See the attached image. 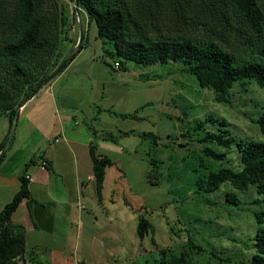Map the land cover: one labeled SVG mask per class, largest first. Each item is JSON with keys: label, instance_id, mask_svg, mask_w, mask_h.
I'll return each instance as SVG.
<instances>
[{"label": "rangeland", "instance_id": "obj_1", "mask_svg": "<svg viewBox=\"0 0 264 264\" xmlns=\"http://www.w3.org/2000/svg\"><path fill=\"white\" fill-rule=\"evenodd\" d=\"M62 2L70 18L69 40L59 58L70 57L80 42L88 41V47L47 86L70 85L75 106L83 101L75 118L79 123L83 117L82 122L72 130L77 137L70 134L66 140L60 130H53L62 116L47 101L44 122L32 109L36 100L23 113L31 111L33 120L19 115L12 133L8 115L0 118V146L5 157L8 152V162L0 168V212L20 189L21 177H33L36 201L30 208L22 200L14 215L27 231L25 264H172L181 254L190 264L250 260L259 227L255 212L264 207L253 202L259 196L254 186L239 191L224 183L212 193L200 188L197 179L207 171L199 167V159L210 169H240L242 164L236 146L199 142L204 131L197 123L211 117L214 122H206L205 130L218 131L219 120L225 119L237 139H264L254 121L264 112V88L238 83L230 91V102L219 103L180 62L127 61V70H122L76 0ZM144 104L139 112L143 120L107 111L133 113ZM129 130L134 132L121 137V131ZM144 131L154 132L156 142L138 135ZM81 136H89L98 153L114 162L108 166L101 199L89 143L79 140ZM206 147L225 152V159H210ZM45 154L54 159L57 172ZM140 216L152 226L143 239L137 233Z\"/></svg>", "mask_w": 264, "mask_h": 264}, {"label": "trees", "instance_id": "obj_2", "mask_svg": "<svg viewBox=\"0 0 264 264\" xmlns=\"http://www.w3.org/2000/svg\"><path fill=\"white\" fill-rule=\"evenodd\" d=\"M79 6L89 25L96 23L98 37L110 45L111 54L118 57L115 65L118 63L122 70H127V61L180 62L200 87L214 92L219 103L230 102V91L238 83L264 88V0H79ZM69 20L62 0H0V118L8 115L10 133L19 108L47 85L45 80L67 57L60 59L59 55L64 41L69 40ZM86 47L88 41L80 42L69 63ZM144 106L133 113L107 111L117 117L143 120L139 112ZM97 111L99 114L102 109ZM254 121L264 137V112ZM206 122L214 120L198 121L197 128L204 131L198 141L223 148L236 146L242 167L210 169L199 159V167L207 171L197 179L200 188L212 193L224 183L239 191L254 186L259 196L253 202L264 207V139H237L225 119L219 120L218 131L205 130ZM133 132L121 131V137ZM138 135L153 142L158 139L151 131ZM111 140L118 141L114 137ZM97 148L89 143L101 199L106 168L114 162L99 154ZM3 153L0 146V164L5 159ZM205 154L212 160L226 157L225 152L210 147L205 148ZM25 198L31 208L36 200L23 175L20 189L0 212V264H25L27 231L23 224L12 221ZM229 200L237 202L233 194H229ZM255 216L259 224L254 238L256 250L250 260L238 264H264V209L256 211ZM151 227L150 221L140 216L138 236L143 239ZM171 263L190 264L184 254L173 257Z\"/></svg>", "mask_w": 264, "mask_h": 264}, {"label": "crops", "instance_id": "obj_3", "mask_svg": "<svg viewBox=\"0 0 264 264\" xmlns=\"http://www.w3.org/2000/svg\"><path fill=\"white\" fill-rule=\"evenodd\" d=\"M68 85V84H67ZM70 86V85H68ZM68 86H62L61 88H54L55 85L54 83H50L49 86H45L43 87L39 93L34 96L32 99H30L29 101H27V103L22 107V109L20 110V117L26 121L29 122V120H33V117H31L29 114L31 113V111L26 112L27 115L23 114L24 111L26 110V108L30 105L31 102L33 101H38L34 104L33 108L34 112L36 114V118H39L41 120H43L44 122V116L46 114V110L48 109V107L45 105V101L48 102V104H51L53 106V108L56 111V114L58 115L59 118H62L58 121L57 126L55 125V127L53 128V130H60V132H62L64 134L65 139L67 140V137L72 138L73 136L77 137V134H75L72 130L75 129V126H79L80 125V121L82 122V118L79 121V123H77V121H75L77 116H80V112L78 110V108L81 106V104L83 103V101H79L78 104L75 106V101L73 100V95L70 93V88ZM93 91V88L92 90ZM49 99V100H48ZM71 107V109H70ZM31 118V119H28ZM58 118V119H59ZM87 123V121H85ZM88 127V125H86ZM79 129V128H76ZM52 130V129H51ZM102 133V131H98L95 130V135H99ZM70 134H72L73 136H71ZM68 138V139H69ZM79 140H83L85 142L91 143L93 141H91V138L89 136H84V137H78ZM88 138V139H87ZM57 140V139H56ZM83 141L81 143H83ZM119 142V141H118ZM14 142L11 144V147L13 146ZM98 146V145H97ZM98 152V150H97ZM49 155V154H48ZM76 155V154H75ZM47 160L51 161V169L53 170V172H57V165L54 161V159L51 158V156H47V154L44 155ZM7 159H5L1 164H0V168L4 167V165L7 164L8 162V152L6 157ZM74 163L75 166V170H78V164H76L75 160L74 162H71V164ZM108 167L106 168V172H107ZM107 176V173H106ZM105 184H106V179H105V183H104V188H103V194L105 191ZM29 190L31 192V195L33 198L34 197V192L30 186V182H29ZM23 200H27V198L23 199ZM36 200V198H35ZM2 206H4L2 204ZM16 211L14 212L13 216H12V221L14 223H19L14 221V215H15Z\"/></svg>", "mask_w": 264, "mask_h": 264}, {"label": "water", "instance_id": "obj_4", "mask_svg": "<svg viewBox=\"0 0 264 264\" xmlns=\"http://www.w3.org/2000/svg\"><path fill=\"white\" fill-rule=\"evenodd\" d=\"M76 4H77V6H79V0H76ZM70 58H71V56L70 57H68V58H65L59 65H58V67L48 76V78L45 80V82H44V84H47L48 82H50L55 76H57L64 68H65V66L69 63V61H70ZM25 105V104H24ZM23 105V106H24ZM23 106H21L20 108H19V110H18V114H17V116H16V121H18V119H19V114H20V110L22 109V107Z\"/></svg>", "mask_w": 264, "mask_h": 264}, {"label": "built area", "instance_id": "obj_5", "mask_svg": "<svg viewBox=\"0 0 264 264\" xmlns=\"http://www.w3.org/2000/svg\"><path fill=\"white\" fill-rule=\"evenodd\" d=\"M116 65H118V63H116ZM43 168H45V167H43ZM24 176H25V178H26V180H27L28 182H31V181L33 180L32 175L29 174V173H26Z\"/></svg>", "mask_w": 264, "mask_h": 264}]
</instances>
